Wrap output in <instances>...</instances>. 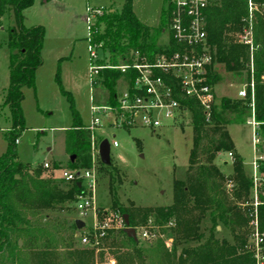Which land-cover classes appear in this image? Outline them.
Segmentation results:
<instances>
[{
    "label": "trees",
    "instance_id": "16d2710c",
    "mask_svg": "<svg viewBox=\"0 0 264 264\" xmlns=\"http://www.w3.org/2000/svg\"><path fill=\"white\" fill-rule=\"evenodd\" d=\"M134 0H125L122 11L106 12L97 17L93 28V43L103 44L112 55L113 63L139 51L151 58L162 52L161 36L169 25L171 7L161 14L157 28L142 23L135 14ZM250 3L253 11H250ZM34 5V0H0V27L4 16L13 12L17 28L9 31L10 83L5 91L4 107L10 109L11 128L5 134L8 147L0 157V264H258L250 248V216L239 205L249 203L251 173L244 160L237 155L231 125L246 123L253 107L249 97L245 100L223 98L215 105L210 120L199 103L182 100L191 114L193 148L187 171L173 181V203L167 207H141L130 202H120L116 181L121 184L120 171L105 166L101 160L99 170L109 174L111 209L100 207L99 219L113 221V216H128L130 227H146L152 220L157 226L170 225L166 233L174 244L166 251L163 244L147 246L129 238L120 228H108L103 237L90 234L91 244L83 246L78 237L76 222L53 219V213L74 208L76 197L82 193L78 183H66L55 176L62 170L54 164L51 172L43 165L35 168L18 158V139L26 128L22 102L24 88H33L36 71L44 64L41 53L45 29L23 26L24 12ZM205 11L208 44L213 54V64L208 68V84L214 86L224 80H242L255 85V118L261 124L264 138V0H208ZM252 26L254 49L242 43L245 31ZM170 48L176 49L171 41ZM253 66V68H252ZM224 73L223 74L221 73ZM122 74L103 72L101 86L109 93V103H115L116 86ZM57 82L68 99L73 117V127L66 133L67 155L75 156L68 163L70 170L90 169L93 166V139L90 130L82 123L71 93ZM264 154L263 147L261 148ZM234 153L232 173L226 176L216 164L222 153ZM264 172V162L261 163ZM235 184L228 191V183ZM260 229L264 233V205L259 208ZM218 228L221 230L219 231ZM227 232L229 238L222 237ZM22 241L21 247L19 242ZM98 242V245L95 244ZM261 264H264V244ZM96 253L98 255H96Z\"/></svg>",
    "mask_w": 264,
    "mask_h": 264
},
{
    "label": "rangeland",
    "instance_id": "374dc122",
    "mask_svg": "<svg viewBox=\"0 0 264 264\" xmlns=\"http://www.w3.org/2000/svg\"><path fill=\"white\" fill-rule=\"evenodd\" d=\"M124 2L125 0H34V5L25 10L23 26L27 29L43 27L45 39L41 53L44 64L35 73V86L23 89L25 98L22 108L26 128L20 135L17 146L18 158L23 163L34 168L49 163L51 169L54 164H59L63 170L69 169L71 156L67 155L65 139L67 131L74 123L68 99L64 97L58 85L57 73L60 75L63 90L73 96L82 123L86 127L89 126L91 96L95 97L97 105H103L106 103L107 93L98 88L92 94L90 88L86 41L89 35L86 21L88 8H103L105 13L112 10L120 13ZM133 7L142 23L157 28L161 24L162 11L168 6L166 0H134ZM12 28H17L13 12L4 16L0 27V157L7 150L5 134L12 126L10 109L4 107L5 91L10 83L8 40ZM160 39L161 44L167 42L168 34H162ZM221 73L224 76V73ZM216 84V103L219 105L223 98L237 97L241 88L245 87L246 78L226 79ZM229 132L236 150L245 162H252L253 128L247 123H242L231 125ZM95 134L98 139L108 140L111 145L113 168L122 175L120 186L117 181L114 183L119 189L121 203L129 206L130 202H133L148 208L167 207L173 203L174 176L177 174L182 177L187 171L193 148L191 120L185 119L181 125L165 126L156 132L143 128L115 129L105 124ZM115 142H118L116 148ZM262 147L264 149V141ZM216 164L226 176L231 175L233 163L228 153L220 154ZM96 167L99 172V208L103 206L109 210L112 206L109 174L99 170L98 162ZM51 169L48 171L51 172ZM248 172L251 173V170L248 169ZM55 176L60 179L58 171ZM239 208L243 209L241 205ZM76 218L78 219V215L73 207L69 213L52 214V220L66 222L69 226ZM137 229V235L141 232L150 233V241L141 240L147 246L161 242L168 251L174 244L173 237L166 235L172 229L169 224L157 226L151 220L146 227L140 226ZM248 230L250 231L249 225ZM222 233V237L230 239L229 233ZM112 262L113 259L108 260L107 264Z\"/></svg>",
    "mask_w": 264,
    "mask_h": 264
},
{
    "label": "built area",
    "instance_id": "2783aa9c",
    "mask_svg": "<svg viewBox=\"0 0 264 264\" xmlns=\"http://www.w3.org/2000/svg\"><path fill=\"white\" fill-rule=\"evenodd\" d=\"M171 7L170 25L162 34H168V41L160 43L162 52L150 59L139 51H131L128 56L119 57L117 62L109 51L104 50L103 44L95 45L93 28L97 17L103 16V8L89 9L86 18L89 35V82L92 94L98 88L105 90L100 79L103 72L117 71L122 74L118 82L115 95V103H109V93L105 90L106 103L97 105L95 97L90 98V125L87 128L93 139V166L84 170H60V178L66 183H78L82 193L76 197L74 205L78 219L85 223L82 233L78 234L80 242L87 247L91 244L88 235L103 237L108 228H126L123 217L113 216V221L99 219V172L96 163L100 162L99 147L104 139H98L95 132L105 124L113 128L132 130L143 128L156 132L165 126H176L191 120V114L182 100H193L200 104L206 119L210 120L216 103L215 87L208 84V68L213 64L207 38V21L205 11L208 9V0H168ZM250 11L253 5L250 3ZM175 43L176 49L170 48V43ZM242 43L254 49V36L252 26L245 31ZM253 68V66H252ZM250 88V100L252 101V115L248 124L253 128L254 159L251 162V196L249 203L243 204L242 208L248 210L250 221V248L255 254L258 264H261V255L264 244V233L260 229L259 208L264 205V172L261 163L264 162L262 154L263 137L260 133L261 124L255 118V85L253 80L239 92L241 100L248 99ZM192 123V120H191ZM118 142L114 143V147ZM229 157L232 163L235 161L234 153ZM44 169H51L49 163L43 164ZM235 187L232 182L228 183V191L231 193ZM115 225V226H114ZM136 229V234H137ZM149 232L139 233L138 239L150 241ZM172 242V240H170ZM98 245V242L95 246ZM114 264V262H112Z\"/></svg>",
    "mask_w": 264,
    "mask_h": 264
},
{
    "label": "water",
    "instance_id": "95a60500",
    "mask_svg": "<svg viewBox=\"0 0 264 264\" xmlns=\"http://www.w3.org/2000/svg\"><path fill=\"white\" fill-rule=\"evenodd\" d=\"M110 154H111V145H110L108 140H103L100 144L98 155H100V160L105 166H111L112 165V156ZM71 160L73 162L75 160V156H73L71 158ZM79 187H80V185H79ZM123 220L125 221V225H126V228L124 230L125 234L129 238L133 239L135 242L138 241L139 239H138V236L136 234V229H133L130 227V221L128 219V216H126V215L123 216ZM76 225H77L79 230H82L85 228V223L82 221L77 220ZM218 229H220V228H218ZM21 245H22V241L19 242L20 247H21Z\"/></svg>",
    "mask_w": 264,
    "mask_h": 264
},
{
    "label": "crops",
    "instance_id": "0c3cea01",
    "mask_svg": "<svg viewBox=\"0 0 264 264\" xmlns=\"http://www.w3.org/2000/svg\"><path fill=\"white\" fill-rule=\"evenodd\" d=\"M113 11V10H112ZM217 84H215V94H216V86ZM244 88V86L241 88V90ZM240 90V91H241ZM239 91V92H240ZM239 92H238V96L237 97H235V98H231V99H233V100H238V101H240L241 99L239 98ZM217 95V94H216ZM248 121H249V119H247L246 120V123L248 124ZM230 128V127H229ZM228 132H229V129H228ZM229 135H230V132H229ZM232 136V135H231ZM233 139V138H232ZM233 142H234V140H233ZM235 145V144H234ZM235 151H236V153H237V155H239L242 159H243V157L239 154V152L236 150V147H235ZM244 160V159H243ZM244 165L248 168V169H250L251 171H252V167H251V162H249V163H246L245 162V160H244ZM223 172V171H222Z\"/></svg>",
    "mask_w": 264,
    "mask_h": 264
}]
</instances>
